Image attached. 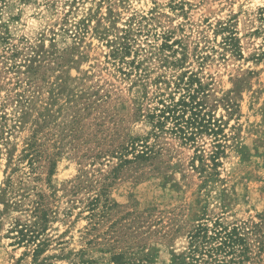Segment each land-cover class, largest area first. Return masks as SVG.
<instances>
[{
    "label": "rangeland",
    "instance_id": "374dc122",
    "mask_svg": "<svg viewBox=\"0 0 264 264\" xmlns=\"http://www.w3.org/2000/svg\"><path fill=\"white\" fill-rule=\"evenodd\" d=\"M260 217L264 0H0V264H227L190 237Z\"/></svg>",
    "mask_w": 264,
    "mask_h": 264
},
{
    "label": "trees",
    "instance_id": "16d2710c",
    "mask_svg": "<svg viewBox=\"0 0 264 264\" xmlns=\"http://www.w3.org/2000/svg\"><path fill=\"white\" fill-rule=\"evenodd\" d=\"M122 155L123 153H119L120 157ZM26 232L31 233V237H28L27 234L23 236L28 237L29 241L37 238V236L41 234L38 232L34 236V231ZM211 232V235H207V227H199L197 234L190 237V240H193L196 237H202V239L211 241L219 240L215 245L206 249L205 252L208 253V258L224 254V256H231L227 264H245V262L252 264V261L257 258V255L264 251V217H260L259 222L256 224L243 223L232 227L229 231L226 227L216 224ZM198 234L202 236H199ZM202 243H207V241H203ZM36 251L37 250L34 251V254ZM202 251H204V249ZM202 251L199 252V255L201 256H203ZM178 260L179 257H175L174 264H183Z\"/></svg>",
    "mask_w": 264,
    "mask_h": 264
}]
</instances>
